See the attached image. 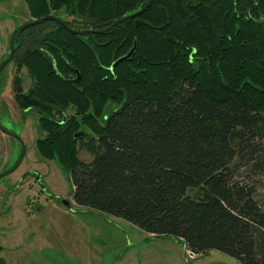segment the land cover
I'll return each mask as SVG.
<instances>
[{"label": "trees", "instance_id": "trees-1", "mask_svg": "<svg viewBox=\"0 0 264 264\" xmlns=\"http://www.w3.org/2000/svg\"><path fill=\"white\" fill-rule=\"evenodd\" d=\"M146 1L23 3L29 20L102 30ZM13 51L29 79L22 92L13 78V101L36 114V154L66 175L76 206L193 255L264 264V213L232 181L234 159L264 150V1L153 0L102 34L46 21L19 33Z\"/></svg>", "mask_w": 264, "mask_h": 264}, {"label": "rangeland", "instance_id": "rangeland-1", "mask_svg": "<svg viewBox=\"0 0 264 264\" xmlns=\"http://www.w3.org/2000/svg\"><path fill=\"white\" fill-rule=\"evenodd\" d=\"M29 19L23 0H0L1 58L12 29ZM14 77L27 89L24 71L17 72L10 62L0 73V125L22 139L25 155L0 179V258L7 264H240L216 251L193 255L171 237L156 239L122 220L76 206L66 176L52 161H40L35 154L34 142L41 137L37 116L28 112L20 117L12 99ZM258 146L264 148L261 142ZM18 156L17 143L0 132V172ZM77 157L84 163L91 160L84 149L78 148ZM232 168V181L249 189L264 213V150L234 159Z\"/></svg>", "mask_w": 264, "mask_h": 264}, {"label": "water", "instance_id": "water-1", "mask_svg": "<svg viewBox=\"0 0 264 264\" xmlns=\"http://www.w3.org/2000/svg\"><path fill=\"white\" fill-rule=\"evenodd\" d=\"M153 0H147L142 6L141 8H139L137 11L124 16L118 20H115L114 22H112L108 27L102 29V30H73L70 29L62 20H60L59 18H57L56 16L53 15H46L37 19H33V20H29L19 26H17L16 28L13 29V31L10 34L9 40H8V44H7V56L4 60H2L0 62V73L2 71V69L4 68V66L6 64H8L11 61V58L13 56V44H14V40L17 37V35L19 33H21L23 30L35 26L41 22H46V21H50V22H54L57 25L63 27L67 32L73 34V35H86V34H102L108 30H110L111 28L115 27L116 25L123 23L124 21L128 20V19H133L136 18L138 15L142 14L147 8L148 6L151 4ZM264 1V0H263ZM137 23V21H135V24ZM133 52V48L125 55L122 56L120 58H118L114 63L111 64L110 68H113L118 62L127 59L131 53ZM75 79L73 81H77L78 79V75L77 72H75ZM0 132L2 134H4L7 137L12 138L13 140H15V142L17 143L18 147H19V156L17 158V160L14 162V164L8 168L7 170L0 172V179L7 176L8 174L12 173L21 163L24 154H25V147L24 144L22 142V140L14 133L6 130L5 128H3L0 125ZM63 206L68 207L69 203L67 201H62L61 202Z\"/></svg>", "mask_w": 264, "mask_h": 264}, {"label": "flooded vegetation", "instance_id": "flooded-vegetation-1", "mask_svg": "<svg viewBox=\"0 0 264 264\" xmlns=\"http://www.w3.org/2000/svg\"><path fill=\"white\" fill-rule=\"evenodd\" d=\"M261 1H263V0H261ZM31 20H33V19H31ZM117 20H118V19H117ZM128 20H129V19H128ZM28 21H29V20H28ZM134 23H135V22H134ZM107 27H108V26H107ZM70 29H71V28H70ZM73 30H74V29H73ZM12 31H13V30H12ZM108 31H109V30H108ZM132 48H133V47H132ZM132 48H131V49H132ZM131 49H130V50H131ZM133 49H134V48H133ZM130 50H129V51H130ZM132 53H133V52H132ZM132 53H131V54H132ZM125 55H126V54H125ZM125 55H124V56H125ZM130 56H131V55H130ZM130 56H129V57H130ZM12 57H13V56H12ZM129 57H128V58H129ZM5 58H6V57H5ZM5 58H4V59H5ZM128 58H127V59H128ZM0 59H1V57H0ZM4 59H3V60H4ZM11 60H12V58H11ZM124 60H125V59H124ZM115 61H116V60H115ZM115 61H114V62H115ZM122 61H123V60H122ZM10 62H11V61H10ZM10 62H9V63H10ZM114 62H113V63H114ZM11 63H12V62H11ZM118 63H119V62H118ZM12 64H13V63H12ZM6 65H7V64H6ZM6 65H5V66H6ZM116 65H117V64H116ZM116 65H115V66H116ZM5 66H4V67H5ZM110 66H111V65H110ZM115 66H114V67H115ZM114 67H113V68H114ZM113 68H109V69H113ZM20 71H21V70H20ZM23 71H24V70H23ZM24 73H25V71H24ZM26 77H27V76H26ZM28 80H29V79H28ZM27 88H28V87H27ZM21 89H22V85H21ZM26 90H27V89H25V90L22 89V92H25ZM11 91H12V87H11ZM12 99H13V92H12ZM13 102H14V101H13ZM16 107H17V106H16ZM17 109H18V108H17ZM18 110H19V109H18ZM19 111H20V110H19ZM28 112H31V111H28ZM28 112H26V113H24V115H22V113H21V111H20V114H19V115H20V117H21L22 119H24V117L26 116V114H27ZM68 114H69V113H68ZM35 126H36V123H35ZM36 128H37V127H36ZM37 130H38V129H37ZM39 132H40V131H39ZM40 133H41V132H40ZM81 134H82L81 132H78V133L74 134L73 137H74V138H77V137H79ZM3 135H4V134H3ZM6 137H7V136H6ZM18 137H19V136H18ZM42 137H43V133H41V137H40V138H37V139H41ZM19 138H20V137H19ZM20 139H21V138H20ZM37 139H36V140H37ZM21 140H22V139H21ZM36 140H35V141H36ZM14 141H15V140H14ZM22 142H23V141H22ZM23 144H24V142H23ZM34 144H35V142H34ZM24 147H25V144H24ZM34 148H35V147H34ZM35 154H36V151H35ZM24 155H25V154H24ZM36 156L38 157L37 154H36ZM23 158H24V157H23ZM38 159H39L40 161H45V160L40 159L39 157H38ZM22 160H23V159H22ZM21 162H22V161H21ZM52 162L56 165V163H55L54 161H52ZM20 164H21V163H20ZM20 164H19V165H20ZM56 167L58 168L57 165H56ZM6 170H7V169H6ZM58 170L60 171L59 168H58ZM2 172H3V171H2ZM60 172H61V171H60ZM61 173H62V172H61ZM62 174H63V173H62ZM64 175H65V174H64ZM65 176H66V175H65ZM66 178H67V177H66ZM39 181H40V180H38V177H36V182H39ZM67 181H68V178H67ZM68 182H69V181H68ZM38 185L40 186L39 183H38ZM41 191H42L43 193H45V190H44L43 188H42ZM46 194H47V193H46ZM62 201H64V200H62ZM62 201H61V202H62ZM68 203H69V202H68ZM66 208H69V205H68V207H66ZM0 260H2L5 264H7L3 259L0 258Z\"/></svg>", "mask_w": 264, "mask_h": 264}, {"label": "crops", "instance_id": "crops-1", "mask_svg": "<svg viewBox=\"0 0 264 264\" xmlns=\"http://www.w3.org/2000/svg\"><path fill=\"white\" fill-rule=\"evenodd\" d=\"M30 18V17H29ZM12 28H14V27H12ZM6 29V28H5ZM13 30V29H12Z\"/></svg>", "mask_w": 264, "mask_h": 264}]
</instances>
